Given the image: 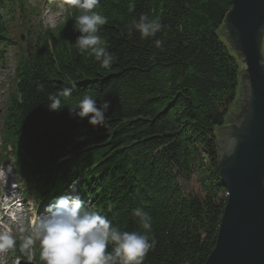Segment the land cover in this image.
<instances>
[{
  "label": "trees",
  "instance_id": "obj_1",
  "mask_svg": "<svg viewBox=\"0 0 264 264\" xmlns=\"http://www.w3.org/2000/svg\"><path fill=\"white\" fill-rule=\"evenodd\" d=\"M60 2L63 16L50 29L31 23L36 10L27 0H0V65L18 45L2 139L24 186L37 177L42 190L46 172L61 184L73 180L65 170L101 175L97 182L76 177L94 197V211L126 231L139 230L135 208L153 217L156 245L144 264H205L227 201L217 130L239 90V63L219 34L231 0H100L94 10L108 17L100 35L116 58L111 69L79 53L78 9ZM141 14L160 18L165 27L156 37L129 36L127 25ZM16 16L24 44L8 27ZM63 87L72 88L73 100L88 91L98 104L110 101L107 127L70 118L67 107L50 112L48 95ZM97 156L104 160L98 167L78 164H95Z\"/></svg>",
  "mask_w": 264,
  "mask_h": 264
},
{
  "label": "clouds",
  "instance_id": "obj_2",
  "mask_svg": "<svg viewBox=\"0 0 264 264\" xmlns=\"http://www.w3.org/2000/svg\"><path fill=\"white\" fill-rule=\"evenodd\" d=\"M66 3L78 9L74 29L80 35L74 45L79 53L94 58L101 68L111 69L116 58L100 35L108 17L94 10L100 0H66ZM164 27L159 17L141 14L127 25V30L129 36L138 32L142 40H147L156 37ZM154 44L162 48L164 41L155 39ZM38 88L44 91L43 85ZM72 95L71 87L49 94L48 110L59 113L67 107L70 118L79 121L87 118L92 126L107 127L110 101L100 100L98 104V98L88 91L76 100ZM46 212L35 222V236L25 235L19 245L29 260L36 240L39 241V258L44 264H144L156 245L155 238L149 235L153 217L139 207L132 213L139 230L133 231L121 230L107 217L86 209L78 196H61L48 206ZM110 245L112 251H108ZM15 247L16 238L11 231L0 230V253Z\"/></svg>",
  "mask_w": 264,
  "mask_h": 264
},
{
  "label": "water",
  "instance_id": "obj_3",
  "mask_svg": "<svg viewBox=\"0 0 264 264\" xmlns=\"http://www.w3.org/2000/svg\"><path fill=\"white\" fill-rule=\"evenodd\" d=\"M219 34L243 69L239 107L217 131L227 201L205 264H264V0H231Z\"/></svg>",
  "mask_w": 264,
  "mask_h": 264
},
{
  "label": "rangeland",
  "instance_id": "obj_4",
  "mask_svg": "<svg viewBox=\"0 0 264 264\" xmlns=\"http://www.w3.org/2000/svg\"><path fill=\"white\" fill-rule=\"evenodd\" d=\"M31 1L34 3L38 2L36 0H31ZM39 8H40V13H41V18L44 21V23L50 24V26H54L57 23V18L60 16V14L56 15L55 12L48 9V7H46L45 5L39 6ZM35 20L39 21L41 19L37 16ZM20 27H21V24H20V21H18V20L14 21V24L12 26H10V32L13 33V37H16L18 34L23 35L25 37L24 33H20V31H19ZM8 62L9 63L7 65V68H0V132H1V128H2V116H3V112H4L5 101H6L8 94L12 91L13 85H14L13 70H14V66L16 64V57H15V52L14 51L12 52V50H11V56H10V59ZM240 98H241V90L239 87L238 96H237V104L233 103L231 105L230 112L227 115L228 117H230L233 112L237 111V109L239 107L238 102L240 101ZM217 131L220 133V127L218 128ZM0 151H1V134H0ZM2 167L4 169L0 170V174L2 172H4L5 170H9V169L12 170L10 164H5ZM4 174H5V172H4ZM3 177H4V175L0 176V198L6 202L8 199L6 196L7 195L6 194L7 189H8L7 188L8 177L6 178V175L4 178ZM14 177H16V175H14ZM192 184L194 185V181L192 182ZM198 189L199 188L196 187V190H198ZM19 193H20V190H19ZM17 203L20 204V202H17ZM29 204H31V203H29ZM30 206L31 205H29V206L25 205V208L23 209L24 212H22V214H18V217H20L19 224L21 226H23V228H25V229L29 227L28 229L30 230V232L34 233V227H35V222H36V217H37L38 211L30 209ZM17 209H19V207L17 208V206L14 205L12 207L11 213L6 214V211L3 212V215L0 213V223H1L0 224V230H4V229L12 230V228H11L12 221L11 220L14 219V216L12 215V213L13 214L18 213ZM2 216L3 217L6 216V217L4 219H2ZM3 225H4V227H3ZM13 231H14L15 235H18L19 237L23 236V235H21V233L19 234L17 229H14ZM0 264H18V260H16L13 255H11V256L8 255L7 252L0 253Z\"/></svg>",
  "mask_w": 264,
  "mask_h": 264
},
{
  "label": "bare ground",
  "instance_id": "obj_5",
  "mask_svg": "<svg viewBox=\"0 0 264 264\" xmlns=\"http://www.w3.org/2000/svg\"><path fill=\"white\" fill-rule=\"evenodd\" d=\"M237 61H238V59H237ZM238 63H239V82H240V72L243 69V67L239 61H238ZM234 103L237 104V99L235 100ZM22 154H28V152L23 151ZM56 154H58V153H56ZM62 158L63 157H59L57 159V161H61ZM97 158L98 159H97V161H95L96 162L95 164H92L90 162V160L87 158L82 159L80 161V163H78V164H80L81 166H83V164H86V166L87 167L89 166L90 168H91V166L98 167V166L102 165V162L104 160H103L102 156H97ZM54 166H55V164L53 165V167ZM75 173H76L75 169H73L72 172L65 170L66 177L73 179V180H69L64 184H61L59 182H56L57 181L56 172L53 173L52 175H50L49 173L46 172L45 175H47V176L49 175V180H48V184L46 185V187L43 186V188H46V192L53 194L56 198H59L61 196H78L84 202V206L86 209L94 211L95 206H96V201L94 200V197L89 194L91 192L87 188H85V185L82 184V179L78 180V179H76V177L82 176V177L90 180L91 182H97L98 177H100L101 175H90V174H88V170L81 172L79 174L77 173V175H75ZM35 180H36V183L38 185L39 184L38 178L35 177ZM6 194H9V193L7 192ZM54 200H56V199H54ZM6 210H7V208H5V202L0 198V213H3Z\"/></svg>",
  "mask_w": 264,
  "mask_h": 264
}]
</instances>
